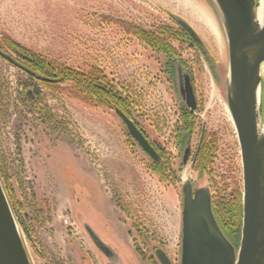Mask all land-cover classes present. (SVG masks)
Returning <instances> with one entry per match:
<instances>
[{
  "label": "rangeland",
  "instance_id": "374dc122",
  "mask_svg": "<svg viewBox=\"0 0 264 264\" xmlns=\"http://www.w3.org/2000/svg\"><path fill=\"white\" fill-rule=\"evenodd\" d=\"M198 10L212 18L216 36ZM175 19L187 22L203 40L200 54L187 47L176 53L193 68L199 56L203 67L194 76L205 101L202 119L230 147L235 139L230 154L242 180L225 97L227 41L207 0H0V51L17 47L77 71L100 70L129 103V116L141 112L149 132L154 108L167 114L166 56L131 27H176ZM60 89L0 56V169L24 219L21 229L32 263L157 264L149 249L156 242L178 264L181 192L166 189L150 174L147 158L113 109L69 95L68 82ZM84 222L113 258L96 248Z\"/></svg>",
  "mask_w": 264,
  "mask_h": 264
},
{
  "label": "water",
  "instance_id": "95a60500",
  "mask_svg": "<svg viewBox=\"0 0 264 264\" xmlns=\"http://www.w3.org/2000/svg\"><path fill=\"white\" fill-rule=\"evenodd\" d=\"M215 9L227 41L228 68L225 97L240 149L242 166V220L238 248L219 225L208 189L186 185L181 210L180 258L178 264H264V87L261 105L263 129L257 127L256 94L264 67V18L256 21L259 0H207ZM264 4V0H263ZM179 24L199 41L190 25ZM0 55L23 69L10 55ZM48 81V78L41 77ZM116 114L129 134L152 155V149L135 124L119 109ZM92 243L108 257L113 252L86 222ZM149 249L157 264H173L156 242ZM0 264H33L25 238L0 177Z\"/></svg>",
  "mask_w": 264,
  "mask_h": 264
},
{
  "label": "flooded vegetation",
  "instance_id": "af4514ba",
  "mask_svg": "<svg viewBox=\"0 0 264 264\" xmlns=\"http://www.w3.org/2000/svg\"><path fill=\"white\" fill-rule=\"evenodd\" d=\"M178 20L175 19L176 27L167 26L176 33V38L171 37L168 41V45L174 51L165 53L161 50L162 48L159 49V52L166 56L162 73L168 85V88L165 90L166 99L164 101V110L167 111V114L161 113L162 107H155V114H152L149 119L150 131L147 132L142 126L141 118L143 115L140 111L137 112L138 116L133 117V119L124 112L122 113L135 124L152 149V155L145 152L141 145L128 132L131 139L147 158V168L150 174L159 183H163L166 189L173 191L178 189L181 192V208L186 185H190L192 190L198 188L208 189L210 198L211 200L213 199L214 206L217 208L221 197L226 199L229 195L237 192L241 193L242 180L235 167L234 158L230 154L233 148H236V142L234 139V142L231 144L233 147H230L222 139L219 130L208 128L202 119L205 101L197 93L194 76L196 71L197 73L202 71V63L198 56L195 60V68H193L176 53V50L187 47L195 49L200 54V51L204 50V43L197 32L190 26L199 38V41L193 39L179 24ZM158 30L156 27L146 32L153 33L156 36ZM138 37L139 39H146L145 43L157 49L156 44L149 40L148 37ZM171 40L174 42H170ZM1 48L2 45L0 44V50ZM4 49L6 51L2 52L10 55L29 71H24L7 61L24 71L30 77L41 82L58 81L56 78L38 75V71L29 66L32 63V59L24 49L21 48L22 51H19L17 47H4ZM205 61L207 62V60ZM208 66L210 65L208 64ZM41 77L48 78L49 80L44 81ZM115 109L119 108H114V112ZM199 181L200 185L198 184ZM203 181L206 183L201 184Z\"/></svg>",
  "mask_w": 264,
  "mask_h": 264
},
{
  "label": "trees",
  "instance_id": "16d2710c",
  "mask_svg": "<svg viewBox=\"0 0 264 264\" xmlns=\"http://www.w3.org/2000/svg\"><path fill=\"white\" fill-rule=\"evenodd\" d=\"M132 31L134 29V34L138 36L148 37L153 43L156 44L157 51L161 49L163 52H173L174 50L168 45L169 39L176 38V33L173 29H169L167 26L158 27L157 35L153 33H147L146 31L138 30L136 27H131ZM171 50H170V49ZM26 51V50H25ZM31 57V64L29 65L33 69L37 70L38 75L56 78L58 81L52 82H42L48 87H53L54 89L64 86L66 82L69 83L68 94L81 98L86 102H91L95 106L107 107L110 109L119 108L122 112L129 116L127 106L128 102L116 92L111 85L106 81V77L101 74L100 70L93 69L89 67L86 70L77 71L70 66L61 65L58 60L51 61L42 55H37L26 51ZM62 91L65 87H62ZM0 177L3 181L4 174L0 169ZM7 195L9 197L12 209L18 219L20 227L24 225V219L19 217V209L12 204L9 196L8 189L3 182ZM212 210L214 215L221 226L224 233L230 239V241L236 246L240 239L241 230V219H242V195L241 193H235L229 195L226 199L221 197L219 206L216 208L211 200ZM23 230V229H22Z\"/></svg>",
  "mask_w": 264,
  "mask_h": 264
},
{
  "label": "bare ground",
  "instance_id": "6f19581e",
  "mask_svg": "<svg viewBox=\"0 0 264 264\" xmlns=\"http://www.w3.org/2000/svg\"><path fill=\"white\" fill-rule=\"evenodd\" d=\"M198 12H199L198 15H200V20L202 24L208 29V31L213 36H216L217 30H216V27H215V24L212 18L203 10H198ZM263 18H264V4H263V0H259L258 7L256 8V21L258 22L259 25H262ZM260 77L264 78V67L263 66L260 69ZM262 97H263V87L260 84L257 88V94H256V118H257V127L260 131L263 129V119L261 115Z\"/></svg>",
  "mask_w": 264,
  "mask_h": 264
},
{
  "label": "built area",
  "instance_id": "2783aa9c",
  "mask_svg": "<svg viewBox=\"0 0 264 264\" xmlns=\"http://www.w3.org/2000/svg\"><path fill=\"white\" fill-rule=\"evenodd\" d=\"M65 222L68 223V219H65Z\"/></svg>",
  "mask_w": 264,
  "mask_h": 264
}]
</instances>
